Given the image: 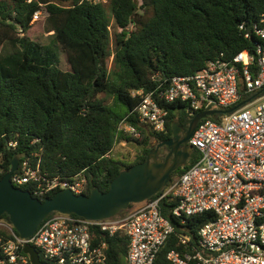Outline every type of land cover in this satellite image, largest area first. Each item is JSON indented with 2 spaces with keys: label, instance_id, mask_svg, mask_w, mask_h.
<instances>
[{
  "label": "trees",
  "instance_id": "1",
  "mask_svg": "<svg viewBox=\"0 0 264 264\" xmlns=\"http://www.w3.org/2000/svg\"><path fill=\"white\" fill-rule=\"evenodd\" d=\"M42 9L47 17L33 21ZM263 18L264 0H108L96 4L0 0L2 177L14 157L21 160L41 149L42 167L50 175L69 178L81 174L86 195L94 188L108 191L121 171L146 160L155 140L172 137L174 123L185 133L193 118L186 103L176 101L164 104L168 116L163 132L139 127L136 108L141 97L136 93L153 91L174 76L195 74L216 58L253 53L259 43L253 27ZM40 22L44 32L51 33L50 44L30 35ZM247 31L252 33L250 39L245 38ZM59 52L65 54L66 70L60 67ZM241 91L235 105L249 98ZM122 121L138 127L141 137L118 132ZM35 139L38 142L31 144ZM9 142H16V147H8ZM122 142L137 146L133 160L111 156ZM193 156L189 164L171 174L170 182L199 160L196 149ZM174 206L171 199L161 203L174 232L154 264H171L167 255L172 250L181 254L200 251L198 231L214 220L208 211L182 223L171 213ZM127 214L125 210L118 216ZM0 221L12 227L8 215ZM184 235L190 238L187 245L180 241ZM106 240L111 264H125L127 238L118 233Z\"/></svg>",
  "mask_w": 264,
  "mask_h": 264
},
{
  "label": "built area",
  "instance_id": "2",
  "mask_svg": "<svg viewBox=\"0 0 264 264\" xmlns=\"http://www.w3.org/2000/svg\"><path fill=\"white\" fill-rule=\"evenodd\" d=\"M82 1L96 4L107 0ZM47 15L42 9L33 21ZM240 28L246 29L244 24ZM253 33L259 39L253 53L241 51L231 59L216 58L195 74L174 76L153 91L136 93L141 97L136 108L138 126L155 132L166 129L164 104L186 103L193 117L204 110L233 108L241 99L240 90L249 97L244 106L221 115L219 121L205 118L199 122L189 139L190 147L200 155L195 164L169 181L157 197L138 204L124 217L86 220L73 214H51L27 239L0 221V264H30L23 251L25 244L32 245L48 264H111L106 237L118 233L128 240L125 264H154L174 232L161 211L165 199L175 202L171 213L182 223L208 211L214 215L198 231L200 251L181 254L172 250L167 255L171 264L191 260L196 264H264V18L254 25ZM251 37L247 31L245 38ZM118 132L141 137L139 128L126 121L120 123ZM35 142L38 140L31 144ZM16 145L8 143V147ZM41 151L19 160L12 184L27 187L38 199L63 189L83 194L85 178L81 174L69 178L50 175L42 167ZM3 173L0 153V179ZM189 240L187 235L180 239L183 245Z\"/></svg>",
  "mask_w": 264,
  "mask_h": 264
},
{
  "label": "water",
  "instance_id": "3",
  "mask_svg": "<svg viewBox=\"0 0 264 264\" xmlns=\"http://www.w3.org/2000/svg\"><path fill=\"white\" fill-rule=\"evenodd\" d=\"M245 103L246 101H241L228 110L211 109L197 113L184 135L179 124L174 123L172 138L159 144V147L166 146L168 150L165 159L159 157V154L165 152V148L151 150L144 162L121 171L106 192L94 188L86 195L63 189L50 198L38 199L29 191L12 184L11 177L19 164L18 157H14L9 171L0 179V218L4 214L8 215L13 229L23 239L30 238L42 221L55 212L74 214L86 220L113 218L127 210L131 204L145 202L168 185L171 174L185 166L191 149L189 139L202 119H215L217 115L233 112ZM23 251L28 255L30 264H48L41 260L32 245L25 244Z\"/></svg>",
  "mask_w": 264,
  "mask_h": 264
},
{
  "label": "rangeland",
  "instance_id": "4",
  "mask_svg": "<svg viewBox=\"0 0 264 264\" xmlns=\"http://www.w3.org/2000/svg\"><path fill=\"white\" fill-rule=\"evenodd\" d=\"M108 1V0H107ZM106 1V2H107ZM31 36H34L39 40L41 43L44 44H50L51 41V33H45L43 28V22H40L36 24L30 33ZM53 44V43H52ZM52 46V45H51ZM59 61H60V67L63 70H66L68 68L65 54L63 52H59ZM110 65V62H109ZM220 118H222L220 116ZM137 152V146L133 142H123L122 144L116 145L111 153V156L115 158H123L126 160H133ZM194 156H192L186 164H189ZM177 177V176H176ZM138 207V204H134L133 208L127 209L128 213H130L133 209Z\"/></svg>",
  "mask_w": 264,
  "mask_h": 264
},
{
  "label": "flooded vegetation",
  "instance_id": "5",
  "mask_svg": "<svg viewBox=\"0 0 264 264\" xmlns=\"http://www.w3.org/2000/svg\"><path fill=\"white\" fill-rule=\"evenodd\" d=\"M182 135H184V132L182 131ZM172 138V137H171ZM168 140V139H167ZM163 141H165V140H163ZM163 141H159V140H155L153 143H152V149L151 150H154V151H157L158 149H160V148H165V152L163 153V154H159V157H162V160H164L165 159V157H166V155H167V153H168V150L166 149V146H162V147H159V144L161 143V142H163ZM154 143H156L155 145H153ZM190 146V145H189ZM150 150V151H151ZM193 153H194V149L193 148H191L190 150H189V157H188V159H187V161L193 156ZM187 161H186V163H187ZM186 163H185V165H186Z\"/></svg>",
  "mask_w": 264,
  "mask_h": 264
}]
</instances>
